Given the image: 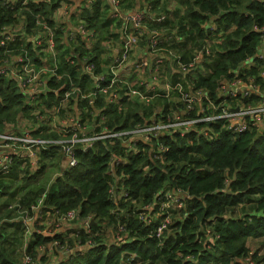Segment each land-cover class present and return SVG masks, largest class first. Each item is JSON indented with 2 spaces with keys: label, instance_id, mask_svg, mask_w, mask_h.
<instances>
[{
  "label": "trees",
  "instance_id": "1",
  "mask_svg": "<svg viewBox=\"0 0 264 264\" xmlns=\"http://www.w3.org/2000/svg\"><path fill=\"white\" fill-rule=\"evenodd\" d=\"M143 1L150 3L154 13L166 12L169 2L176 1L179 6L173 12H182L179 28L187 51L191 53L201 46L209 47L210 54L202 59L201 73L190 71L179 76L184 89H200L216 106L225 101L229 107H233L230 97H221L220 90L232 79L252 80L255 89L264 93V59L256 56L261 43L260 29L264 27V0ZM99 5L100 2L94 0L90 10L80 11L79 18L99 35L100 40L107 34L111 20L105 18ZM57 6V0H49L31 5V10L47 16ZM30 18L33 26V16ZM46 19L49 25L53 24ZM10 22L0 10V27ZM54 40L57 49L70 45L60 57L59 70L60 74L70 78L64 76L60 81L50 82L57 89V96L62 97L69 87V80L81 87L89 80L80 76V72L64 58L69 49L84 54L81 47L68 42L62 28L55 30ZM16 41L11 43V48ZM79 41L76 42L83 44ZM94 45V49H100V43ZM240 99L237 95L233 102ZM242 100L255 104L261 96L252 92ZM54 104V94L49 93L47 100L30 105L13 83L0 81V132L6 130V125L16 132L18 129L14 126L29 119L35 123L34 130L29 133L31 136L57 140V131H49L43 125L47 119L45 110L56 106ZM37 106L38 111L33 112ZM80 106L91 111L86 104ZM159 107L166 112L168 104L160 99L144 106L124 99L115 107L99 97L92 106L105 116L102 125L110 129H128L143 123L153 108ZM95 121L98 122L99 117ZM207 128L212 135L207 138L195 131L184 137L163 135L161 139L167 151L161 161L151 159L154 141L149 144L139 142L138 153L131 155L127 163L117 169L118 175H124L123 187L129 192L130 201H134L128 205L122 202L115 205L109 196L112 179L107 170L110 156L107 143V148L101 142L88 151L77 148V163L68 168H62L63 155L54 144L40 151L34 171L24 161L15 160L9 174L0 173V264H20L21 256L23 264V255L36 259L39 249L52 241L61 245L68 243L70 249L74 248L54 264H125V258L133 253L143 264H243L239 261L251 253L248 242L264 238V123L260 128L251 125L237 136L225 129V121L212 123ZM46 158L54 160L52 166L55 165L58 174L53 179V172L46 171ZM165 186L188 195L185 207L179 211L180 218H173L168 233L162 238L149 237L148 231L153 224L142 226L131 212L136 203L145 205L154 201ZM42 195L43 206L36 223L57 221L59 215L78 209L80 219H92L90 232L78 231L73 241L65 242L55 231L53 235H42L33 230L25 241L28 226L25 229L19 215L16 217L18 222L9 220L17 209L27 210V217L33 216L30 205L36 204ZM13 203L16 205L12 210H5ZM124 208L130 213L126 226L133 238L127 242L124 238L115 243L105 242L102 228L116 231L119 223L124 221L121 214ZM88 242L90 245L84 246ZM77 245L83 247L77 249ZM250 256L254 264H263L257 252Z\"/></svg>",
  "mask_w": 264,
  "mask_h": 264
},
{
  "label": "built area",
  "instance_id": "2",
  "mask_svg": "<svg viewBox=\"0 0 264 264\" xmlns=\"http://www.w3.org/2000/svg\"><path fill=\"white\" fill-rule=\"evenodd\" d=\"M48 1L0 0L1 13L11 20L9 24L0 27V81L13 83L27 103L47 100L49 93L54 94L57 103V89L53 88L50 82L60 81L64 76L70 78L59 73V57L54 48L55 30L62 28L64 38L70 43H77L85 52L81 54L69 49L70 52L64 58L80 72V76H86L89 82L81 87L69 80V87L63 93L56 111L58 113L60 108L70 105L79 109V115L76 119L71 118L70 124L65 123L60 128L57 140L33 137L26 132L15 133L11 126L6 125V130L0 132L1 174H9L15 160L24 161L34 171L40 151L52 144L57 145V151L63 155L62 168L73 167L77 163V148L88 151L93 149L97 142H101L104 147L108 146L110 153L107 170L112 183L108 190L109 196L115 205L119 202L128 205V202L134 201H130L129 192L123 187L124 175H118L117 169L127 163L131 155L138 153L139 142L149 144L154 141L151 159L161 161L167 151L161 139L163 135L175 134L184 137L195 131L203 137H211V130L207 127L218 121H225V129L230 131L232 136L244 133L251 125L258 128L263 125L264 100L262 101V94L255 89L252 80L241 81L235 78L222 86L220 96L230 97L233 107H229L225 101L216 106L207 93L200 89H184L179 76L190 71L201 73L202 59L205 60L210 50L208 46H201L189 53L183 37L176 30L168 31L165 27L166 12H152L150 3H145L142 8L140 0H98L100 11L106 19L111 20L108 30L116 35L119 44L118 49L108 56L110 45L115 43L116 39L113 37L114 42L103 41L102 38L99 40V35L88 29L85 21L79 18L80 11L90 10L94 0H57L58 8L49 15L32 13L31 5ZM56 12H60L63 18H55ZM30 15L33 16V26L30 25ZM46 17L52 25H49ZM260 38L256 56L264 59L259 54V51L264 49V27L260 29ZM15 40L17 41L11 48V43ZM79 40L83 44L76 42ZM95 43H100V49H94ZM131 77L134 78L133 81L129 80ZM77 79L80 80L78 76ZM252 92L260 95L261 100L255 104L244 103L242 98ZM237 95H240L241 99L233 102ZM99 97L115 107L124 99L144 106L163 99L168 108L166 112L161 107L153 108L143 123L131 128L110 129L102 125L105 116L92 108ZM80 104H86L91 111H87L86 107H81ZM97 117L98 122L95 121ZM43 197L44 195L36 204L30 205L33 216L27 217V210L17 209V213L9 220L18 222L16 217L19 215L25 229L28 226L27 233H24L25 241L33 230L39 231L32 226L36 223L35 219L39 218ZM187 197L186 193L165 186L154 201L141 205L140 209L135 208L131 213L142 226L153 224L148 231L149 237L162 238L164 233L169 232L168 226L173 218H180L179 211L185 207ZM15 205L16 203L8 204L5 208L9 211ZM121 214L124 221L117 226L115 238H124L127 242L133 238L128 234L126 226L130 213L124 208L121 209ZM69 221H79L84 226V232H90L92 219H80L78 209L59 215L57 224ZM81 229L83 230V227ZM88 245L90 242L84 246ZM250 254L239 262L254 264ZM136 257V253L127 256L125 264H143ZM36 259L23 255V264H41Z\"/></svg>",
  "mask_w": 264,
  "mask_h": 264
},
{
  "label": "rangeland",
  "instance_id": "3",
  "mask_svg": "<svg viewBox=\"0 0 264 264\" xmlns=\"http://www.w3.org/2000/svg\"><path fill=\"white\" fill-rule=\"evenodd\" d=\"M176 5H177L176 1H170L167 7L168 9H173ZM113 37L114 36L110 34L107 28V34L104 36V38H102V40L103 41L111 40L112 42H114ZM262 97H263L262 98V101H263L264 93H262ZM61 98L62 97L57 96V108L59 107ZM38 109H39L38 106L35 107L33 112L38 111ZM45 113H46L47 119L43 122V125L48 127L50 129L49 131H57V128H60V124L63 123L64 115L62 113H52L50 109H46ZM54 115H56V117ZM58 123H59V126H58ZM34 124L29 119H24L18 122L14 127L17 128L18 131H26L30 133L31 130H34V126H35ZM46 160H47L46 164L48 166L46 171L48 173L53 172V174L51 173L52 179H53L54 176H57L58 174L56 173L57 171L54 170L55 165L52 166L54 164V160L49 159V158H46ZM57 163H59L58 159H57ZM140 207L141 205L139 203H136L134 206V209L135 208L140 209ZM51 221L52 222L50 223L47 222V220H43L42 222L40 221L39 223H35L32 226V228H34L35 230H39L38 232L41 233L42 235H53L52 232L57 231V233H59L60 235L64 237L65 242L68 241V239H71V241H73L77 235V232H78L77 230L84 231V226L79 221H72V222L69 221V222H65L62 224H57L56 219H53ZM41 225H44V228H40ZM82 227H83V230L81 229ZM103 228H102V231H103V237L105 239V242L115 243L116 238H115L114 229L112 230L110 228H104V229ZM64 232L66 233L72 232L73 234L67 237V236H64ZM68 245H69L68 243L61 245L58 241L57 242L52 241V242L47 243L46 245H44L43 247L39 249V252L36 256L37 262L41 264H54L57 261V258L59 256L63 257L65 253L68 254L74 250V248L70 249V246ZM248 246L250 248L251 253L257 252V256L260 258L261 262L264 264V238L250 240L248 242ZM82 247H83L82 245H77L75 248L79 249ZM43 258L46 259L47 261H44ZM21 260H22V256L19 258L20 264H21Z\"/></svg>",
  "mask_w": 264,
  "mask_h": 264
},
{
  "label": "crops",
  "instance_id": "4",
  "mask_svg": "<svg viewBox=\"0 0 264 264\" xmlns=\"http://www.w3.org/2000/svg\"><path fill=\"white\" fill-rule=\"evenodd\" d=\"M140 2H141V4L142 5H140L142 8L144 7V1L143 0H140ZM179 6V4H177L173 9H168V7H166V15H167V21H166V23H165V27L168 29V31H170V30H176V32L179 34V35H181L182 36V31L180 30V28H179V24H180V21H182V18L183 17H180V15H181V13L182 12H179V13H177V14H175L173 11H174V9L176 8V7H178ZM77 11H78V9H77ZM55 18H57V19H62L63 18V15L59 12V13H57L56 12V14H55ZM114 35V34H113ZM114 38L116 39L115 40V43H113L112 45H110V52L108 53V56L110 55V54H112V53H114L117 49H118V46H119V44H118V39H117V37H116V35H114ZM70 47V45H68L66 48H63V49H57L56 48V42H55V50H56V52H57V56L59 57V64H60V57H61V55L66 51V49L67 48H69ZM259 54L260 55H262L263 57H264V49H261L260 51H259ZM129 80H134V78L133 77H131V78H129ZM42 101H45V100H42ZM41 101V102H42ZM36 103H40V102H36ZM28 104H30V105H32V104H34V103H28ZM54 105H56L57 106V103L56 104H54ZM56 106H52L51 107V109H50V111L52 112V113H57V111H56ZM81 111V110H80ZM58 113H62L63 115H64V118H63V123H61L60 124V128L65 124V123H67V124H70V119L71 118H74V119H76L77 117H78V115H79V109L77 108V107H75V106H70V105H67L65 108H60V110L58 111ZM46 114V113H45ZM55 117H56V115H54ZM58 126H59V123H58ZM60 128H57V133L60 131ZM13 131V130H12ZM15 132V131H14ZM15 133H19V131H16ZM1 201H2V199H0V204H1ZM5 210H6V208H5ZM77 231H81V230H77ZM76 231V232H77ZM57 232V231H56ZM73 233L72 232H68V233H66V232H64V236H67V237H69V236H71ZM66 254V253H65ZM64 254V255H65ZM64 255H63V257H64ZM63 257H61V256H59L58 258H57V261L58 260H60V259H62Z\"/></svg>",
  "mask_w": 264,
  "mask_h": 264
},
{
  "label": "water",
  "instance_id": "5",
  "mask_svg": "<svg viewBox=\"0 0 264 264\" xmlns=\"http://www.w3.org/2000/svg\"><path fill=\"white\" fill-rule=\"evenodd\" d=\"M91 223H92V221H91Z\"/></svg>",
  "mask_w": 264,
  "mask_h": 264
}]
</instances>
